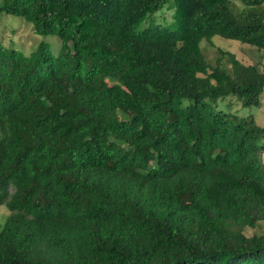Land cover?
Masks as SVG:
<instances>
[{"label":"trees","instance_id":"obj_1","mask_svg":"<svg viewBox=\"0 0 264 264\" xmlns=\"http://www.w3.org/2000/svg\"><path fill=\"white\" fill-rule=\"evenodd\" d=\"M173 9L175 29L133 24ZM56 56L0 44V264H264V0H1ZM224 58L225 67L219 64ZM251 231L246 233V229Z\"/></svg>","mask_w":264,"mask_h":264},{"label":"rangeland","instance_id":"obj_2","mask_svg":"<svg viewBox=\"0 0 264 264\" xmlns=\"http://www.w3.org/2000/svg\"><path fill=\"white\" fill-rule=\"evenodd\" d=\"M1 4V0H0ZM173 9L166 10L164 7L146 15L143 19L133 24L134 30H140L147 24H158L168 29H175L177 21L172 17ZM171 14V15H170ZM0 44L6 48L12 47L28 54L32 51L42 54L56 56L59 51L60 41L52 34L35 33L31 29V24L23 18L4 13L0 10ZM201 52L210 65H215L218 55L217 49L229 51L243 64L259 63L260 69L264 71V55L260 50L255 49L245 43H240L233 39H226L218 35L210 38V43L201 41ZM222 57L219 64H225ZM259 104L257 106L242 107L233 96H227L216 102L217 108L236 114L237 116L252 115L258 127L264 129V89L259 94ZM258 142L264 146V134L258 138ZM257 167H264V153L259 156ZM7 210L4 205H0V224L5 217ZM251 230L246 229V233Z\"/></svg>","mask_w":264,"mask_h":264}]
</instances>
